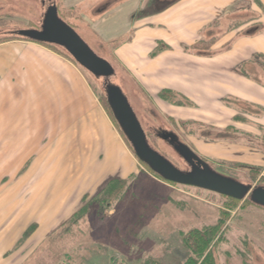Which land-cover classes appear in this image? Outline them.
<instances>
[{"label": "crops", "instance_id": "crops-1", "mask_svg": "<svg viewBox=\"0 0 264 264\" xmlns=\"http://www.w3.org/2000/svg\"><path fill=\"white\" fill-rule=\"evenodd\" d=\"M61 3L108 7L82 19L93 39L113 48L112 61L173 117L232 129L235 138L221 144L240 149L245 137L238 132L247 135L250 146L239 154L252 161L247 165L264 166V149L251 146L252 138L264 140V0ZM164 90L182 104L162 100ZM212 144L221 146L207 140ZM139 173L122 132L73 61L42 43H0V264H26L86 196Z\"/></svg>", "mask_w": 264, "mask_h": 264}, {"label": "rangeland", "instance_id": "rangeland-1", "mask_svg": "<svg viewBox=\"0 0 264 264\" xmlns=\"http://www.w3.org/2000/svg\"><path fill=\"white\" fill-rule=\"evenodd\" d=\"M53 5L58 6L59 12L62 13L61 18L76 30L96 54L107 59L121 76V79L115 77L112 82L121 86L148 135L150 145L156 151L180 170L191 171L186 161L157 136L161 130L170 131L216 172L253 187H264V166L247 165L245 162L252 161L239 154L247 153L242 147L250 146L248 142L251 139L247 135L243 136L241 131L235 130L241 138H245L238 141L240 149H233L227 147V144H221L226 142L220 140L234 139L232 129L220 131L201 123H186L173 117L172 111L166 110L159 101L147 95L146 88L128 69L122 71L119 64L112 61L111 46L108 47L91 37L92 31L84 28L83 15L95 18L102 14L99 8L102 12L108 7H101L97 3L96 8L88 4L75 10L66 9L64 3L60 6L59 0L46 1V7L43 0H0V37L13 35L19 41L21 39L11 33L40 30L46 12ZM51 48L68 57L82 70L89 79L92 92L102 103L100 96L106 94L103 85L108 80L96 79L78 65L63 48ZM177 99L175 98L174 102ZM240 108L243 113L249 112L245 106L240 105ZM123 138L136 157L124 135ZM207 140L221 146H207ZM252 140L256 142L251 145L252 148L264 149V140ZM138 163L140 174L128 183V191L123 199L101 212H97V206H94L88 216L73 226V232L55 235L47 240L26 264H81L82 255L88 259L100 252V264H109L110 256L106 257L104 251L106 255L117 254L118 264L123 262L122 259L126 260L127 264H138L141 261L144 263L147 260L151 264H181L186 260L187 252L183 248L180 233L215 225L222 213H228V229L225 241L219 251H216L217 264H243L244 260L250 264H264L263 207L253 204L250 199L233 202L225 196L205 190L171 184L139 160Z\"/></svg>", "mask_w": 264, "mask_h": 264}, {"label": "water", "instance_id": "water-1", "mask_svg": "<svg viewBox=\"0 0 264 264\" xmlns=\"http://www.w3.org/2000/svg\"><path fill=\"white\" fill-rule=\"evenodd\" d=\"M19 35L29 41L63 48L96 79H109L116 73L113 65L96 54L76 30L60 17L56 5L46 12L40 30H22ZM105 93L114 119L137 158L165 181L239 201L250 199L253 204L264 208V187H253L216 172L188 145L180 142L176 134L167 133L164 139H169L179 156L192 167L191 171L180 170L150 145L147 133L124 91L107 84Z\"/></svg>", "mask_w": 264, "mask_h": 264}, {"label": "trees", "instance_id": "trees-1", "mask_svg": "<svg viewBox=\"0 0 264 264\" xmlns=\"http://www.w3.org/2000/svg\"><path fill=\"white\" fill-rule=\"evenodd\" d=\"M46 1H48V0H43V5L45 7H46ZM58 11H59V9H58ZM59 15H60V17H62L60 12H59ZM20 31H22V30H20ZM20 31H15L11 34H16L21 40H28V39L19 35ZM0 40H1L0 42H4L2 40H5V42H7V41H11V40H17V37L13 36V35L6 36V37L1 36ZM45 46L51 47L53 45L45 44ZM115 77H118L121 79V76H119V74L116 72L115 75L109 79L100 78L98 80H103V81L108 80V82L103 85L104 90H105L107 84H111V85L118 86L121 88V86L119 84H117L116 82L115 83L112 82V79H114ZM110 79H111V81H110ZM172 93L173 92H171V91L164 90L159 94V96L164 101L174 102L175 98H177V97L175 95H173ZM100 99H101L102 104L105 107L106 111L111 116L114 123L116 124V126L119 127L116 120L114 119V116H113L111 109L109 107L106 94L101 95ZM174 104L181 105L182 103L180 101H178V99H177L174 102ZM147 137H148V135H147ZM142 164H144V163H142ZM137 176L138 175L132 176L126 180H118V179L111 180L98 193H96L95 196H93V197L92 196H86L84 198L80 208L72 215V217L70 219H68L63 224H61L59 226V228L57 230H55L47 240H50L55 235H59V236L64 235V234L67 235V234L73 232V229H74L73 226L77 225L83 218L88 216L90 211L92 209H94V206H97V212H101V210H104V209H110L116 202L120 201L121 199H123L125 197V194L128 191V183L133 178L136 179ZM160 178H162V177H160ZM171 184H173V183H171ZM174 185H176V184H174ZM226 198H228V197H226ZM228 199L230 201H233V202H240L239 200H236V199H232V198H228ZM227 214L222 213L221 218L218 220L217 224H215V225L205 226L201 229H192L190 231L180 233L181 237H182V243L184 246L183 248L187 252L186 260L183 261L181 264H217L216 251H219L221 244L225 241V234H226V231L228 229L226 227V225L228 223V221H227L228 215ZM34 229H35V227L30 228L28 230V232L26 233L24 239H26L28 236H30L33 233ZM102 251H104V250H102ZM103 253L105 254L106 257L110 256V259L108 258L109 264H118L119 256L117 254L114 253V254L106 255L105 251ZM101 254H102V252H100L98 254L95 253L92 257L90 256L88 259H87V257H84L82 255V263L81 264H100ZM68 257L71 258V256H68ZM78 257H80V256H78ZM241 257L244 260L243 255H241ZM122 261L123 262L121 264H127L126 260L122 259ZM72 264H74V263H72ZM138 264H151V263L149 262V260H147L144 263L141 261ZM243 264H250V263H248L244 260Z\"/></svg>", "mask_w": 264, "mask_h": 264}, {"label": "flooded vegetation", "instance_id": "flooded-vegetation-1", "mask_svg": "<svg viewBox=\"0 0 264 264\" xmlns=\"http://www.w3.org/2000/svg\"><path fill=\"white\" fill-rule=\"evenodd\" d=\"M167 133H173V132H170V131H164V130H161V133L158 134L157 136L158 137H161L163 139L164 142L168 143L173 149L175 148L174 145L171 143V141L169 139H164V135H166ZM181 142V141H180ZM175 150V149H174ZM179 155V154H178ZM184 160V159H183ZM185 161V160H184ZM188 164V167H191V165L186 162ZM191 170H192V167H191Z\"/></svg>", "mask_w": 264, "mask_h": 264}]
</instances>
